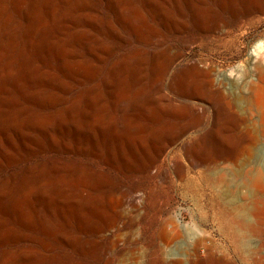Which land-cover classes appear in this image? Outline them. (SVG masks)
<instances>
[{"label":"bare ground","instance_id":"obj_1","mask_svg":"<svg viewBox=\"0 0 264 264\" xmlns=\"http://www.w3.org/2000/svg\"><path fill=\"white\" fill-rule=\"evenodd\" d=\"M252 1L0 0V264H85V259L98 253L102 246L105 252L117 250L118 255L114 259L106 256L99 264H137L133 251L136 240L121 231L132 224L125 211L144 210L135 190H119L115 197L111 196L107 191L111 181L97 167L73 165L63 158L38 165L23 161L27 154L33 155L46 147L66 153L78 151L83 138L87 141L89 137L90 149H99L108 164L129 167L131 162L124 158L118 128V123L124 120L127 125L134 123L136 129L147 131L149 143L142 142L136 148L143 158L141 166L147 168L157 162L175 137L160 141L164 136L160 139L153 126L158 119L142 112L147 96L146 100L138 101L128 95L125 99L129 106L123 116L116 107L115 114L109 112L108 104L112 100L107 104V96L118 106L119 91L128 90L141 76L147 90H154L155 94L160 91L166 70L181 54L168 42L159 41L155 47L148 44L153 24L171 29L189 13L197 26L213 33L217 45L230 51L234 47L231 33L221 29L215 17L207 21L204 17L217 9L234 11L241 4L251 5ZM124 34L141 39L144 47L128 49L111 61L101 84L87 89L85 107H80V95L72 99V83L92 78L95 66L118 46L115 41L127 39ZM196 62L191 63L185 75H192L197 87L216 98L218 109L215 106L210 109V102L202 100L209 109L207 114L203 108L200 112L208 120L190 124V127L201 126L202 132L224 128L226 123L213 121V111L233 114L232 70L226 74L214 68L207 58ZM254 69L258 81L249 88L248 102L261 114L259 126L264 135V105L260 99L264 67L260 62ZM94 111L101 113L103 121L92 117ZM193 149L198 155L194 156L186 148L183 154L189 165L203 164L213 196L217 188L226 183L224 173L217 168L216 154L205 151L202 145ZM261 157L264 163V153ZM123 159L124 162L118 161ZM256 165L234 184L235 199L217 200L218 208L227 217L242 224L246 218L249 220L245 206L253 208L259 202L263 173L259 168L261 164ZM183 170V164L178 162L175 172L180 180ZM228 190L225 192H230ZM246 195L250 196L249 200ZM181 232L185 233L184 225L175 223L169 216L159 224L160 251L165 258L170 243L178 239ZM124 240L126 249L122 247ZM205 240H195L196 245H191L198 249L205 245ZM62 247L70 248L73 256L60 255L58 251ZM201 260L199 257L196 261H187L199 264ZM179 261L172 262L179 264Z\"/></svg>","mask_w":264,"mask_h":264},{"label":"rangeland","instance_id":"obj_2","mask_svg":"<svg viewBox=\"0 0 264 264\" xmlns=\"http://www.w3.org/2000/svg\"><path fill=\"white\" fill-rule=\"evenodd\" d=\"M252 2L251 5H239L238 9L234 11L217 9L212 15L204 17L205 21L215 17L219 21L221 29L225 28L231 33L234 47L230 51L217 45L213 33L197 26L195 21L189 17V13L177 26L171 29H162L153 24L148 33V44L155 47L159 41L168 42L172 49L181 54L166 70L160 82V91H156L155 94L154 90H147L145 79L141 76L128 90L122 88L119 91L117 95L122 102L120 101L118 106L113 99L110 97L108 99L107 96V104L112 100L108 104L109 112L115 114L116 107L118 114L121 113L122 116L129 106L125 99L128 95L138 101L148 98L142 112L147 115L153 114L158 119L153 126L155 125L158 130L160 139L164 136V139L160 141L175 137L166 146L163 155L157 162L147 168L141 166L143 158L139 157L136 148L142 142L149 143L147 131L136 129L134 123L127 125L124 120L118 123V128L122 135L124 158L131 162L129 167L108 164L99 149L95 151L90 149L88 136L87 141L83 138L78 151L74 149V151L66 153L46 147L35 151L33 155L27 154L28 156L23 161L24 164L32 162L38 165L48 160L58 161L63 158L73 165L97 167L111 181L107 189L111 196L115 197L119 190H135L141 198L144 210L125 211L124 214L129 216L132 224L121 231L122 234L136 240L133 251L137 256V264H173L172 261L175 259L181 261L179 264H193L188 261H196L199 257L202 258L201 264H264V163L261 160L264 153V135L261 134L259 126L261 114L250 107L248 102L249 88L258 81L254 66L260 65L261 62V67H264V59H262L264 58V0H253ZM123 36H126L127 39L115 41L118 46L104 58L105 60H101L95 66L92 78H85L87 81L81 78L72 83L71 96L72 99H75L80 95L78 98L80 107H85L84 95L87 89L91 85L101 84V78L106 75L111 61L127 52L128 49L144 47L145 43H142L141 39H137L131 34ZM261 53L263 54L261 55ZM206 58L214 68L224 70L226 74L232 70L231 76L234 79L235 93L233 114L225 115L221 111H215V113L213 111V121L226 123V128L202 132L201 126L190 127V124L194 125L196 122L208 120L206 115L200 112V108H203L207 114L209 109L202 100L210 102L212 106L210 109L214 106L215 109H218V104L211 93L197 87L191 79L192 75L188 77L185 72L190 70L194 60L199 63V60L204 61ZM77 84L79 85L77 86ZM261 84L260 99L264 105V77ZM83 90L85 92H81ZM154 95H157L155 99ZM92 117L100 121L102 115L94 111ZM197 145H202L205 151H214L217 168L224 173L226 183L221 184L213 196L208 188L207 173L203 170V164L198 163L191 166L183 154V150L186 148L194 156L198 155L193 151L194 146ZM174 151L177 152L175 155ZM118 161L124 162V159ZM178 162L184 166L181 180L175 172ZM256 164H261L259 168L263 173L260 178L262 188L257 197L259 200L257 206H259L253 208L245 206V215L249 220L247 221L245 217L247 223L244 221L245 224H242L236 219L227 217L218 208L217 200H228L232 197L235 199L234 184L239 182L244 172L255 168ZM225 184H228V187ZM226 189H229L230 192H225ZM246 197L247 200L250 199L249 195ZM166 216H169L177 224L182 223L185 233L181 232V236L170 243L168 247L170 251H167L168 254L165 258L160 251L158 229L159 224ZM202 238L206 239L205 245L196 249L194 245L197 242L195 240L198 241ZM193 243L194 245H191ZM122 247L124 249L128 247L125 240ZM58 253L62 256H73V251L67 247H62ZM117 255V250L105 252L102 246L98 253L85 259V264H99L104 257L114 259Z\"/></svg>","mask_w":264,"mask_h":264}]
</instances>
